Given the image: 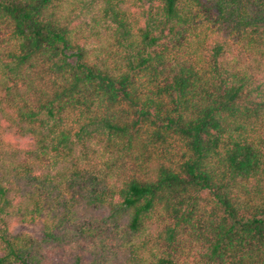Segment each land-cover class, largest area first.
<instances>
[{
    "label": "trees",
    "instance_id": "obj_1",
    "mask_svg": "<svg viewBox=\"0 0 264 264\" xmlns=\"http://www.w3.org/2000/svg\"><path fill=\"white\" fill-rule=\"evenodd\" d=\"M0 264H264V0H0Z\"/></svg>",
    "mask_w": 264,
    "mask_h": 264
},
{
    "label": "rangeland",
    "instance_id": "obj_2",
    "mask_svg": "<svg viewBox=\"0 0 264 264\" xmlns=\"http://www.w3.org/2000/svg\"><path fill=\"white\" fill-rule=\"evenodd\" d=\"M163 227H164V225L162 226L159 223H155V224L150 226L149 231H151L153 233H158L161 229H163ZM10 230L13 233L29 232L30 234H32L36 238L42 237L41 227L38 225L29 224V223H13L10 227ZM121 231L124 233V231L122 229H121ZM191 260H192V254L189 253V254L183 255V261L185 263L186 262L188 263Z\"/></svg>",
    "mask_w": 264,
    "mask_h": 264
}]
</instances>
